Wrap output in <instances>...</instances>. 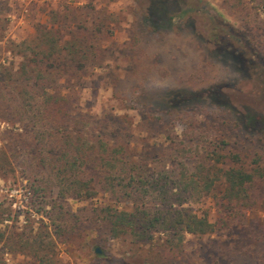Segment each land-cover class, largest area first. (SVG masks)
I'll return each mask as SVG.
<instances>
[{
	"label": "rangeland",
	"instance_id": "obj_1",
	"mask_svg": "<svg viewBox=\"0 0 264 264\" xmlns=\"http://www.w3.org/2000/svg\"><path fill=\"white\" fill-rule=\"evenodd\" d=\"M149 1L0 0V39L8 49L3 58L18 66L19 48L11 53L10 44L29 43L42 28L64 41L92 42L93 67L80 82L76 109L93 117V129L127 136L131 156L149 176L175 179L182 166L197 167L213 143L220 154L247 156L250 164L264 147L238 130L233 112L248 108L264 121V94L244 79L240 59L214 53L209 36L231 27L264 51V0H203L194 28L173 20L166 28V21H155L157 30L145 20ZM211 89L218 93L214 102L204 94ZM173 94L183 102L167 109L166 98ZM5 128L0 123V147ZM33 187L19 169L0 176V264H36L26 242L41 230L54 243V264H226L256 237L261 243L254 245L255 256H232L231 263L264 264V190L242 218L219 211V190L187 202L184 206L206 215L215 231L186 235L177 254L164 247L165 234H155L150 247L135 246L127 237L110 239L93 215L107 196L62 201L53 193L41 200Z\"/></svg>",
	"mask_w": 264,
	"mask_h": 264
},
{
	"label": "trees",
	"instance_id": "obj_2",
	"mask_svg": "<svg viewBox=\"0 0 264 264\" xmlns=\"http://www.w3.org/2000/svg\"><path fill=\"white\" fill-rule=\"evenodd\" d=\"M203 8V0H150L145 20L153 30L160 26L153 22L166 21V28H170L172 20L194 28L195 16ZM209 38L217 56L233 55L242 61L247 70L244 79L264 94L261 45L227 26L213 31ZM10 46L11 53L19 48L21 61L16 67L3 58L8 49L0 39V123L6 126L7 136L0 147V176L21 170L41 200L53 193L62 201L107 196L108 201L93 209V215L110 239L127 237L135 246L150 247L155 234H165L164 247L177 254L182 252L186 235L205 236L215 231L206 215L184 206L190 200L198 201L219 190L216 204L227 217L242 218L256 208L255 196L264 190V152L249 164L247 156L220 154L213 143L212 152L197 167L190 170L182 166L175 179L149 176L144 173V164L131 156L127 136L119 139L116 132L93 129V117L76 109L80 82L93 67L92 42L78 37L64 41L52 29L42 28L33 41ZM204 94L212 101L218 96L215 89ZM166 100L167 109L183 102L174 94ZM244 109L233 110L236 127L264 147V121ZM3 239L0 232V242ZM260 243L256 237L253 245L232 256L254 257V245ZM26 245L36 264H54V243L48 231L36 233ZM231 262L228 259L226 264Z\"/></svg>",
	"mask_w": 264,
	"mask_h": 264
},
{
	"label": "water",
	"instance_id": "obj_3",
	"mask_svg": "<svg viewBox=\"0 0 264 264\" xmlns=\"http://www.w3.org/2000/svg\"><path fill=\"white\" fill-rule=\"evenodd\" d=\"M99 251H98V249H96V253H98Z\"/></svg>",
	"mask_w": 264,
	"mask_h": 264
}]
</instances>
